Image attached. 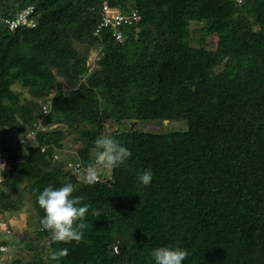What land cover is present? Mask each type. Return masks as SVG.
Wrapping results in <instances>:
<instances>
[{"label": "trees", "instance_id": "16d2710c", "mask_svg": "<svg viewBox=\"0 0 264 264\" xmlns=\"http://www.w3.org/2000/svg\"><path fill=\"white\" fill-rule=\"evenodd\" d=\"M104 3L137 14L121 41L109 29L93 35ZM27 6L34 28L0 26V159L11 166L0 212L21 210L5 191L24 186L39 229L19 240L30 259L8 264H56L48 253L63 247L70 255L59 264H154L151 252L163 246L186 250L183 264H264V0H0V18ZM192 22L204 37L218 34L212 52L190 44ZM58 78L70 85L65 93ZM17 85L35 99L52 93L49 113L41 117ZM155 121L186 130L136 128ZM31 130L36 142L19 145ZM105 133L131 159L79 181ZM68 135L75 158L65 166ZM149 168L145 187L138 175ZM69 182L89 206L88 228L79 243H53L37 197Z\"/></svg>", "mask_w": 264, "mask_h": 264}, {"label": "clouds", "instance_id": "9594fccd", "mask_svg": "<svg viewBox=\"0 0 264 264\" xmlns=\"http://www.w3.org/2000/svg\"><path fill=\"white\" fill-rule=\"evenodd\" d=\"M22 143H24L23 140ZM93 152L95 162L89 163L85 168L86 177L90 178L92 183L97 180L101 170L119 168L132 157L127 147L120 144L114 137L107 135H100L95 139ZM6 168V163H0V182L4 181L3 173ZM152 176L150 168L145 170L138 175L139 184L145 187L150 185ZM75 190V186L70 182L60 187L50 184L37 197V203L44 212V216L40 219L41 228L49 233L53 243H79L88 228L85 220L89 206L82 204L83 196L73 195ZM69 255V249L63 247L49 251L48 258L59 264ZM188 255L186 250L171 246L158 247L151 252L154 264H183Z\"/></svg>", "mask_w": 264, "mask_h": 264}, {"label": "rangeland", "instance_id": "374dc122", "mask_svg": "<svg viewBox=\"0 0 264 264\" xmlns=\"http://www.w3.org/2000/svg\"><path fill=\"white\" fill-rule=\"evenodd\" d=\"M2 24L0 23V26ZM202 27V24L200 23H191L190 29H191V39H190V44L194 47L196 46H203L205 49L209 51H213L216 47V42L218 38V34L211 35L208 37H204L200 31ZM82 54H85V50H83ZM87 57L89 59V67L91 69L96 68L97 64L96 61L99 57V54H97L96 49H90L87 52ZM58 83L61 84V88L63 89L64 93L70 89V85L62 78L57 79ZM13 89L16 92H20L22 95V98H27L33 102H36L38 106H42L45 103V97H40L38 99H35L33 97H30L28 92L21 88L20 86H14ZM133 125V124H132ZM107 126L104 125V129H106ZM60 128L59 126L55 127L52 126L50 127V131L56 130ZM136 128L141 131L142 133H156V134H161L164 132H170V131H176V130H181L184 131L186 130V124L183 121H155V122H142L136 126ZM61 129L64 130V127H61ZM106 135V133L104 134ZM88 137V136H87ZM97 136H95L96 138ZM14 138V137H13ZM11 137H7L6 142L9 143V140L11 143L15 146L14 139ZM12 145V146H13ZM64 151H63V156H62V161L60 160L58 163L67 165V163L73 162L72 159L75 158L74 150H73V145L71 141V136H67L65 141H64ZM70 146V147H69ZM72 146V147H71ZM14 148V147H13ZM29 150L24 152L25 155H27ZM64 158V161H63ZM71 159V160H70ZM8 162V160L6 159ZM62 162V163H61ZM66 162V163H65ZM9 163V162H8ZM104 175H107L108 170H102ZM83 174L80 172L78 175V180L82 181ZM5 203L9 204V200H14L18 199L19 203L21 204V210L17 212H13L11 214L7 213H1L0 212V218L3 219L8 223L7 227L10 233L2 232L0 231V241L3 242H8L11 245V241H13L15 244H12V247L15 246V252H9L8 257L11 256L12 258L19 259L21 258L23 261H28L30 259V254L26 252H22L21 248H19V240L22 239V237L25 235V233H33L35 230L39 229V223H38V217L33 211V205H32V198L30 194L28 193V190L26 187L21 186L18 190V192H11V191H5ZM15 235V236H14ZM14 245V246H13ZM11 247V246H10ZM11 247V248H12Z\"/></svg>", "mask_w": 264, "mask_h": 264}, {"label": "built area", "instance_id": "2783aa9c", "mask_svg": "<svg viewBox=\"0 0 264 264\" xmlns=\"http://www.w3.org/2000/svg\"><path fill=\"white\" fill-rule=\"evenodd\" d=\"M237 3H240L241 0H236ZM137 20V14L135 12H132L129 15H125L124 13L112 9L107 4H103L102 7V13L100 17V22L97 24L96 28L93 31L94 36H99L100 31L102 29H109L112 32V36L116 39L121 41L122 40V32H123V26H131L133 22ZM0 23L2 26L6 27L9 32H13L21 27H28V28H34L36 26V19L34 17V9L31 6H27L24 8H21L20 10L16 11L13 15L10 17H2L0 18ZM122 28V29H121ZM52 93L48 95V97L45 99L44 105L41 106V117L46 116L50 111V99L52 98ZM37 129H40L41 131L44 130L42 127V124L39 123L37 126ZM36 131H29L27 133L26 138L19 137L18 142L19 145L25 146L27 143H34L36 142ZM24 143H22V140ZM43 151V149H42ZM0 163H6L7 168L5 171H9L11 169V166L6 161V158H1ZM80 166L76 164L74 166V169H78ZM85 173L83 174L82 180H85ZM8 223L0 218V231L10 233L7 227ZM11 247L6 245L3 241H0V264H8L9 263V257L7 256L10 252Z\"/></svg>", "mask_w": 264, "mask_h": 264}, {"label": "water", "instance_id": "95a60500", "mask_svg": "<svg viewBox=\"0 0 264 264\" xmlns=\"http://www.w3.org/2000/svg\"><path fill=\"white\" fill-rule=\"evenodd\" d=\"M132 127V126H131Z\"/></svg>", "mask_w": 264, "mask_h": 264}]
</instances>
